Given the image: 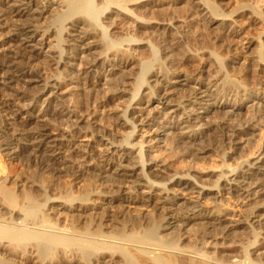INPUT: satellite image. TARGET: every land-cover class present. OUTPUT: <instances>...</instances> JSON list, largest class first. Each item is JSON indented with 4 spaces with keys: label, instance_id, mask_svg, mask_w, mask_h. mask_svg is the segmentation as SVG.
Returning a JSON list of instances; mask_svg holds the SVG:
<instances>
[{
    "label": "bare ground",
    "instance_id": "bare-ground-1",
    "mask_svg": "<svg viewBox=\"0 0 264 264\" xmlns=\"http://www.w3.org/2000/svg\"><path fill=\"white\" fill-rule=\"evenodd\" d=\"M139 1L142 0H62L63 11L53 14L57 9L52 0H0V90L10 89L21 100L33 89L32 95L39 101L66 110L74 127L67 134L58 127L40 126L42 118L60 120L59 114L51 110L39 117L27 115L23 119L17 103L11 102L13 99H0V150L6 157L25 163L18 171L0 166V264H70V261L72 264H264V253L257 255L264 251V243L252 250L262 235L256 227L248 231L241 225V219L236 220L240 225H230L228 214L199 210V206L172 211L180 196L209 201L226 190L241 200L252 186L264 191V151L242 165L234 167L224 161L216 167H227L231 175L228 178L224 174L223 182L214 185L219 190L217 194L192 182L203 185L201 179L192 175L191 165L184 173L169 174L173 164L162 155L173 149L190 164L210 152L226 147L232 150L257 135L263 126L264 110L258 112L260 116L253 122L231 124L220 120L210 124L206 132L186 134L174 123L167 128L166 124L182 106H173L175 110L171 108L174 102L190 98L195 103L189 107L195 109L206 95L203 91L206 83L199 74L189 76L180 70L184 64L192 65L196 57L184 54L179 58L184 51L174 56L177 49L167 41L168 47L163 52L165 57L172 53L171 58L159 60L151 49L153 64L141 63L132 100L122 101L129 95L125 90L106 93L102 100L92 95L99 79L115 76L116 69L126 74L133 64L128 55L132 49H116L115 62L109 64L112 70L106 69L108 54L116 42L107 38L98 41V28L106 36L107 28L103 25L113 15L128 18L134 15L140 20L167 16L166 13L137 16L138 12L130 6ZM193 6L207 12L204 22L208 25L239 14L232 12L227 16L209 0H194ZM246 7L253 17L264 19L254 7ZM108 10L110 13L105 16ZM49 14H53L51 20L41 24ZM73 34H77L76 39L69 40ZM184 34L171 41L183 44L189 36ZM39 37L41 40H37ZM140 37L134 35L135 41ZM53 38L57 50L43 55L37 41L43 46ZM72 42L76 45H71ZM227 50L231 52L230 47ZM87 57L92 58L83 60ZM42 58L44 67V63L40 64ZM74 62H79L74 76H65ZM216 62L221 66L220 61ZM100 68L106 69L103 75L96 71ZM46 71H55L56 75L49 77ZM223 78L219 76L209 83L220 92L212 96L214 103L209 113L194 121L203 122L210 114L218 116L223 111L218 101L235 97L237 87ZM196 80L198 87L191 88ZM65 83L72 85L73 91L83 86V92L90 96L84 102H69L60 94ZM127 83L119 80L115 87H129ZM182 87L187 91L179 89ZM186 105L182 106L185 112ZM185 118L182 125L192 126L193 117ZM160 119L164 123L158 122ZM85 124L90 127L88 132L84 130ZM137 138L140 140L134 143ZM161 141L166 144L161 145ZM22 142L25 146L20 145ZM108 199L114 203L103 209ZM262 209L253 208L243 220L260 218L257 214ZM208 239L216 244L222 241L226 246H240L211 251L207 248Z\"/></svg>",
    "mask_w": 264,
    "mask_h": 264
},
{
    "label": "rangeland",
    "instance_id": "rangeland-1",
    "mask_svg": "<svg viewBox=\"0 0 264 264\" xmlns=\"http://www.w3.org/2000/svg\"><path fill=\"white\" fill-rule=\"evenodd\" d=\"M52 1L55 5V8L57 9L53 11V14L56 13L57 11H63L62 0H52ZM209 1H211V3H214L219 8H221L220 10L226 13L225 15L227 16L232 15V12L233 13L239 12V14L236 13L237 15L235 16L232 15V18L227 17L225 20L220 19L214 25H210V24L208 25L206 22H204V16L207 12L203 11V9H197L195 6H193L194 0H142L133 3L130 6V9L134 10L136 13L138 12L137 16L139 14L141 15V14H150V13L151 14L166 13L168 17L166 16L167 17L166 18L161 16V18L160 17L154 19L152 18L150 19L151 21L149 19H146L147 21L148 20L150 21L147 22L146 20H142V19L140 20L138 17L134 15H130L129 18L124 15H113L110 21H105L103 27L107 28V34L106 36H103V34H101L102 32L100 31L101 29L98 28L97 32L100 33L98 35L97 40L103 41L104 39L107 38L113 41L114 43L116 42L114 44L115 48L111 51L112 54L111 52L108 54L109 61L107 60L108 64L106 69L112 70V67H110V65L115 62L116 58L114 59L113 52L116 51V49H119L120 51H124L126 49H132V51L130 52V54L128 53V55L130 58H132L133 64L131 68L126 70L125 72L126 74L120 71L118 72V69H116L114 74L115 76L109 77L107 79H102V78L99 79V83L96 85L94 90L95 92L92 95L98 96L97 98L101 99L106 93L109 92L110 94L118 93L125 90L129 92V95H127L122 101H125L124 103H126L128 100H132V94L135 89L134 86H136L137 84V82L135 83V80H137L139 77L138 73L140 75V69L142 67V64H145L148 61L152 62L151 52L154 51L157 54L159 60H161L162 58H164V60H168L169 58H171L172 53L169 54L170 56L167 55L165 57V54L163 52L164 49L168 47V45L166 47V43H165V41H167L170 43L171 46H173V48H176L177 50L179 49L178 51L175 50V53L173 52L174 56H176L177 53L180 54V52L184 51V53L183 52L181 53L182 55L181 54L178 55L179 58L183 57L184 54H188V55L190 54L196 57L192 65L184 64L183 66L180 67V70L184 72L185 75H189V76L191 75L193 76L194 74L195 75L199 74L198 77H200L203 80V82L206 83V86L203 88V91H206V95L203 96L205 98H203L204 100L203 102H201L200 105L195 106V109L193 108L191 109L189 107L190 103L191 104L195 103V100L190 98L177 100L176 103L174 102L173 105H171L172 106L171 108L175 109V107L173 106H177V105L184 106V104L185 105L187 104L186 105L187 111L185 112L184 108L181 106V108L183 109L179 108V112L173 115V119L169 122V124H166L167 128L169 125L173 126V124L171 123H174V126H178L179 129L186 134L200 133V132H206L210 124H214L215 122H218L220 120H223L231 124H233V122L234 124H239L240 122H247V121L253 122V120L258 119L257 117L260 116V113L258 112L260 110L262 111L264 110V94H263L264 93V89H263L264 88L263 85L264 84L263 81L264 80V19L259 18L258 16H257L258 18L256 16L253 17L254 15L252 16L250 14L246 6L254 7L264 17V0H209ZM109 13L110 10L106 11L104 15L106 16ZM53 14L47 15L44 18V20L41 21V24L46 22L48 23L51 20ZM191 25L193 28H188V26ZM188 30L190 33L189 32L185 33ZM7 32L8 30L4 31L5 34H7ZM184 33L186 35H189L186 39L188 42L186 41L183 44L176 45V43H174L176 41H171L172 38L179 39L180 36H182ZM134 35H140L141 36L140 40L135 41ZM76 36L77 34H73L72 37L69 38V40L74 41L76 39ZM189 38L190 41L188 40ZM37 40H41V38L39 37ZM132 40L134 41L132 42ZM72 43L71 45H76L75 42ZM250 43L251 45H249ZM56 44L57 43L55 38L43 43V46H41L40 43H38L37 41L38 49L40 50L41 53L43 52V55L45 56H48L52 52L57 50ZM180 45H182V47ZM227 47L231 48V52L227 50ZM153 49H155L156 51ZM67 56L65 55V58L72 57V55H69L68 57ZM91 58L92 57H87L84 58L83 60L88 61ZM216 61H220L221 66ZM44 62L45 59L44 60L43 58L40 59V64ZM77 63L79 62H74L72 64V67L68 68V70H66L68 72H65L64 75L65 76L71 75V77L74 76L75 74L74 70L78 69ZM42 66L44 67L45 63L42 64ZM106 69L101 70L100 68V70H96V71L97 72L100 71L101 75H103ZM46 72L49 77L56 75L55 71L54 72L46 71ZM219 76L225 77L223 79L226 80L225 81L226 83L233 84L235 87H237V94L235 95V97L230 96V98L227 99L221 98L218 101V104L220 105V107L223 106V111L220 112L218 116H217L218 113L210 114L208 117L209 119L207 118L205 121L198 123V121L197 122L194 121V118L202 117L206 115V113H209L208 112L210 109L209 107L214 103V101L212 100V96H215L220 92L218 87H214L209 84L215 81ZM121 79L122 81L128 82L127 84H129L130 86L129 87L120 86L117 87L118 88L117 89L115 87L116 86L115 84L116 83L118 84L119 80L120 82H122ZM198 85H199L198 80H196L195 83L190 85V87L194 88V87H198ZM71 87L72 85L70 86L69 83L67 84L65 83L60 90V94L65 99L69 100V102H73V103L84 102L85 101L84 98H86V96L90 94L83 92V86L82 87L80 86L82 89L78 88L74 90L76 93L71 89ZM16 88L13 90L16 91ZM179 89L184 90L183 87ZM5 90L6 88H2L0 90V99L9 100V101L13 99L11 102L17 103L18 107L22 111L23 119H27L28 118L27 115H31L32 118H35L42 116L44 113L45 114L47 112L49 113V111L50 112L53 111L59 114L60 120H57L56 118L55 120H52L50 116H47L39 121L40 126L49 125L51 128L58 127L67 134H69L71 131L74 130V127L72 126L71 122L68 119L69 116L66 115L67 111L66 110L64 111V109H61V107L56 106V104L48 105L47 103L39 101L36 97L32 95L33 89L32 91L30 90L27 95H25L27 98L22 96L23 98H21V100L20 97L17 98L16 94H14L13 91L11 92L10 89H7L6 91ZM185 90L187 91V88H185ZM182 95L185 96L186 93L184 92L182 93ZM140 97H141V93L137 96V99H139ZM258 98L263 101L259 102ZM233 106L240 109L236 110L233 108ZM187 115L191 116V118L193 117L191 124L192 126L190 127L186 125L184 126L182 125V122L186 119L185 117H188ZM160 121L161 123L162 122L164 123L163 119H160L158 122ZM262 123L263 126L262 125L260 126L261 129L258 132H256L257 135L255 134L256 135L255 137L247 138L248 141L247 140L243 141L244 142L243 144L237 145L232 150H230L229 147H226L224 150L219 149L215 152H210L204 156V159L196 160V161L194 160L193 163L191 162L190 164L188 159L183 160V158H181L179 155L180 153L176 151L177 152L176 154V152L173 149L170 152H168L170 153L168 155L165 153L162 154L163 156L169 158L170 160L169 162H171L170 165L173 164L172 168L168 170V173L171 175H174V173L176 172L184 173L186 172L187 169H189V166L191 165L193 166L192 169L194 170L192 172V175L195 176L196 178L201 179L203 185L198 184L195 180H192L190 178H187V180H192V182L196 186L201 188L202 186H204L205 190H207L208 192L212 194L214 193L217 194L219 190L216 189L214 185L218 181L222 180L221 183L223 182L222 178L224 174H227L228 178H231V175L228 174V171L226 170L227 167L226 169L224 167L217 169L216 167L221 166L222 162L224 161H226L227 164H230L234 167L240 164L242 165L245 162L252 160L259 153L264 151V116L262 118ZM83 127L85 128L84 130L86 132L90 130L88 124L83 125ZM261 130H263L262 131L263 133L261 132ZM139 140L140 138H137V140L134 141V143H137ZM164 144L166 143L163 142L161 145ZM20 145L25 146V142L24 143L22 142ZM136 153L138 152L136 151ZM5 154H6L5 152H2L0 150L1 167L7 165L13 167L14 169H16V171H18V169L21 170L24 167L23 164L25 165V163H22L21 161L14 159V157L12 158L6 157ZM144 155L143 158H145ZM137 162H140V160L137 159ZM150 165L151 163L149 164V166ZM141 173L142 171L138 172L140 176L143 175V174L141 175ZM244 193H245V195L243 196L244 198L242 197L241 200H239L237 196L231 195V193H229L226 190L219 192V194L215 196L216 198L214 197V199L212 198L209 201H206L205 199L204 200L202 199L198 200L196 198L194 199L191 198V196H186L185 198H183L185 200H183L182 198H180L181 197L180 196L178 197V202H179L178 205H175V207L172 208L173 209L172 211L182 210L185 208V206H191V207L199 206V210H205V211L216 210L228 214L229 219L228 218L227 219L230 225L235 226L238 223L236 222V220L241 219V225H244L245 229L249 231L253 229L254 226L257 228V231L261 232L262 234L259 237L260 243L255 247H253L252 248L253 250L264 243V230H262L264 228V191H261V189H257L256 186L255 187L252 186L249 189V191L246 190ZM113 203L114 202H112L111 199H108L103 204L104 207L103 209H106L108 207L107 206L108 204L112 205ZM253 208L257 210L259 208L261 209L263 208L257 214L260 215V218L255 219L251 217L250 222L244 221L243 216L247 215L246 213L253 210ZM237 225H240V223H238ZM184 228L186 230H190V227H184ZM207 243H208L207 248L211 249V251H215L216 250L215 248L220 250H225L228 249V246L230 248H234V247L239 248L240 246L238 244H236L237 246L235 245L231 246V244H227L226 246L222 241H220L219 244H216V242L214 243L213 240L210 239L207 240ZM262 253H264V251H259L257 252V255H261ZM70 264H72V261H70Z\"/></svg>",
    "mask_w": 264,
    "mask_h": 264
}]
</instances>
